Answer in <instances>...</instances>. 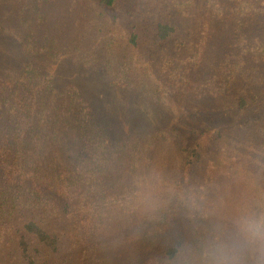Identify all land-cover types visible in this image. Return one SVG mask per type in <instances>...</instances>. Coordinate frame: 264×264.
Returning <instances> with one entry per match:
<instances>
[{
	"label": "trees",
	"instance_id": "1",
	"mask_svg": "<svg viewBox=\"0 0 264 264\" xmlns=\"http://www.w3.org/2000/svg\"><path fill=\"white\" fill-rule=\"evenodd\" d=\"M161 1L173 13H155L154 0H94L91 10L87 0H0V264H101L112 209L114 227L124 216L150 222L136 264H177L218 216L264 204V37L196 82L209 23L186 43L190 55L153 63L142 53L169 46L196 2ZM230 1L241 17L264 13V0ZM96 9L102 36L87 38L80 21ZM88 84L115 92L108 113L120 127L95 120ZM126 95L142 102L123 111L115 97ZM209 97L225 101L201 103ZM189 188L204 197L195 214L179 197Z\"/></svg>",
	"mask_w": 264,
	"mask_h": 264
},
{
	"label": "rangeland",
	"instance_id": "2",
	"mask_svg": "<svg viewBox=\"0 0 264 264\" xmlns=\"http://www.w3.org/2000/svg\"><path fill=\"white\" fill-rule=\"evenodd\" d=\"M154 1L156 5L157 3L160 4V7L157 8L155 13H173H169L170 11L167 10H172L171 7H168L166 10H164L165 8H163L161 0ZM93 2L94 0H87L86 7H90L91 10L93 7ZM229 2L232 3L230 0H196L189 15H184L183 13L182 16L181 14L178 15L181 17V20L177 22L178 33L173 39H171L172 43L169 46L165 47L163 50H160L158 48L150 49V47L146 45L142 53L145 54L147 58L152 59L153 63L156 59L162 58L165 55H173L178 59L180 57L190 55V51L186 53V43L192 41V44H195L197 41L195 39L198 36L201 37L202 29L207 28L208 26H205V24L209 23V26L211 27H209L208 30L209 38L207 42L208 44L205 54V61L202 63L200 78H197L196 82L201 81V79H210L212 74L218 70L219 65L222 62H226L227 60L231 61L235 57L236 53L243 50L244 48L252 51L264 37V13L255 12L250 16L241 17L239 14L235 13L233 9H231L230 5H228ZM137 3L138 0H120L122 9L131 8ZM75 10L76 9L74 5L69 12H74ZM100 14V10L96 9V11H90L89 16L81 18V27H84L82 30L85 37L93 39L102 36V34H99V30L97 28V25L101 19ZM167 20L173 22V20H170L169 18H167ZM147 37H150V33L146 35V38ZM179 43H181V46L184 45V50L182 49L180 51V49L177 48L175 44ZM262 63H264V60H262ZM221 74H223V72ZM193 77H197L196 73H193ZM65 79L66 78H62V81ZM89 88L92 90L87 91ZM103 89V86L102 88H97V85L94 84H88V87H85V90L90 97L89 100H91L93 104L97 105L94 107L95 120L98 122V120L109 116L110 119L119 126L120 121L115 120L113 118L114 115L108 113L109 103L113 95H115V92L112 93L110 90H106L104 92ZM96 90H98V93H95ZM255 93H258V91L252 90L251 95ZM101 95H103V98L100 97ZM235 96L236 94L231 95L228 101H235ZM115 98L117 108H120L123 111L127 110L129 108L128 104L132 102H135L136 106L142 102V100L134 101L133 97L127 95L121 98L116 96ZM223 101H225L224 98L214 99L209 97L201 101V103L203 104L205 102V104L209 103L215 105L220 104ZM104 109L105 111L101 113V111ZM111 120H109L108 123H111L112 125L113 121ZM241 124L244 125V122L239 123V125ZM108 126H110V124H108ZM106 127L107 124L102 123V128ZM116 131L117 132L115 133L114 137L110 139V142H114V144L115 142H118L120 138L117 137L118 127ZM103 140L104 138L102 136L101 142H104ZM120 142H123V138H121ZM113 157H115V155H113ZM201 169L202 168L199 169L195 176L197 184L199 182V178L201 177ZM126 174L130 175L129 171ZM130 178V176L125 177V180L128 181ZM131 180L133 182L132 178ZM196 188H199V184L196 185ZM143 208H145V206H143ZM151 213L154 215L157 214L155 211H152ZM119 218L120 214L117 209L109 210L105 216L104 220L106 229L104 228L101 236L99 237L101 244L96 250L95 256L96 258H102L103 261L101 264H136L145 248L143 243L145 237L143 236V233L145 234L146 230L150 228V222L145 224L142 228L140 225L145 220L140 219L134 223L135 226H130L128 223L131 221L126 216H124V226L119 228L112 226L113 221H119ZM66 252L67 253L65 256L62 255L60 258L66 259L68 252L70 251ZM74 261L77 263L76 259H74ZM97 264H99V262Z\"/></svg>",
	"mask_w": 264,
	"mask_h": 264
},
{
	"label": "clouds",
	"instance_id": "3",
	"mask_svg": "<svg viewBox=\"0 0 264 264\" xmlns=\"http://www.w3.org/2000/svg\"><path fill=\"white\" fill-rule=\"evenodd\" d=\"M170 191H174L170 189ZM192 214L200 210L203 195L195 188L179 193ZM177 264H264V204L242 207L235 214L218 216L196 245L177 252Z\"/></svg>",
	"mask_w": 264,
	"mask_h": 264
}]
</instances>
